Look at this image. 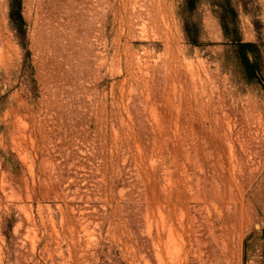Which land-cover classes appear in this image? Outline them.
Segmentation results:
<instances>
[{"label": "rangeland", "instance_id": "rangeland-1", "mask_svg": "<svg viewBox=\"0 0 264 264\" xmlns=\"http://www.w3.org/2000/svg\"><path fill=\"white\" fill-rule=\"evenodd\" d=\"M0 264H264V0H0Z\"/></svg>", "mask_w": 264, "mask_h": 264}, {"label": "trees", "instance_id": "trees-1", "mask_svg": "<svg viewBox=\"0 0 264 264\" xmlns=\"http://www.w3.org/2000/svg\"><path fill=\"white\" fill-rule=\"evenodd\" d=\"M11 11H12V18H13V13L17 11V14H18L20 20H22V16H21V12H20V5L19 6L17 5V7L12 5ZM223 28H224V31L226 32L227 27L225 25H223ZM245 63H246L247 69L251 72L253 70L254 66L250 62L249 58L245 57Z\"/></svg>", "mask_w": 264, "mask_h": 264}, {"label": "bare ground", "instance_id": "bare-ground-1", "mask_svg": "<svg viewBox=\"0 0 264 264\" xmlns=\"http://www.w3.org/2000/svg\"><path fill=\"white\" fill-rule=\"evenodd\" d=\"M144 101V100H143ZM144 110V109H143ZM186 114V113H185ZM187 129V128H186ZM251 136V135H250ZM229 162V161H228ZM221 166V165H220ZM178 181V180H177ZM170 183V182H169ZM175 183V182H174ZM171 185V184H170ZM191 190V189H190ZM214 197V196H213ZM159 210V209H158ZM172 238V237H171ZM177 246V245H176ZM201 255V254H200ZM181 263V262H180Z\"/></svg>", "mask_w": 264, "mask_h": 264}]
</instances>
